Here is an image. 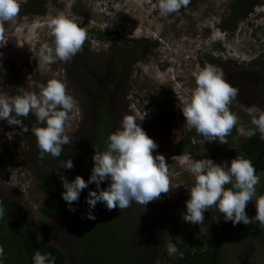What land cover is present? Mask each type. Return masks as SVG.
I'll list each match as a JSON object with an SVG mask.
<instances>
[{
  "label": "rangeland",
  "instance_id": "1",
  "mask_svg": "<svg viewBox=\"0 0 264 264\" xmlns=\"http://www.w3.org/2000/svg\"><path fill=\"white\" fill-rule=\"evenodd\" d=\"M230 1L190 0L178 13L164 17L158 10V0H46L38 13L24 10V5L31 0H20L18 16L4 25L7 42L0 46V94L11 95L9 89L13 72L21 77V89L36 94L40 92V85L50 79L65 82L67 92L77 102L78 109L66 124V132L73 138L70 145L63 146L66 151L73 150L81 157L87 151L94 152L98 125L91 124V117L84 110L87 103L80 86L76 79L68 76L66 67L71 66L70 62L58 61L49 65L34 57L40 47L51 40L47 28L51 17L63 14L86 31L84 47L89 49L86 70L98 76L100 82L104 80L102 77L109 68L113 52L124 50L132 58L124 87L114 99L116 125L111 122L113 128L120 126L125 114L135 116L137 123L145 126L156 119L165 104L172 106L175 123L169 136L170 148L160 154L168 163L172 185L180 186L167 195L161 194L145 208L133 202L122 212V221L132 228V238L128 240L130 247L136 244L141 234L149 231L158 212L165 210L166 216L173 217L154 239L146 264H166L161 255L167 251V243H172V239L181 241L188 235L199 239L209 217L218 211L215 208L205 211V220L201 225L183 219L185 201L189 198V190L184 185L190 186L194 180L180 158L191 154L194 159L206 157L217 164L227 162L234 158L228 155H240L239 145L246 139L236 133L227 138L228 144L202 143V137L187 127L180 108L195 87L192 72L197 66L212 64L222 69L227 82L242 88L230 105V110L239 117L238 127L248 129L251 125L244 110L246 107L257 105L264 110V95L261 96L264 79H256L253 75L260 73L264 76V0L242 21H236L229 10ZM106 23L110 27L103 29ZM99 34L105 39H97ZM138 44L147 45L150 52L144 54ZM242 75L246 78L243 87L236 84ZM144 113L146 115L140 121ZM8 133L13 134L12 139H8ZM189 133H193L191 143L198 149L173 151V145ZM1 140L6 142L11 157L3 155L0 149V190L14 197L19 211L31 219L32 231L63 251L66 264H82L75 240L81 226L84 190L79 195L74 212L47 219L39 210L44 194L33 175L37 168L49 169L71 181L80 175L79 166L72 161V169L60 168L58 164L61 162L50 155L40 159L39 150L35 151L24 132L3 120H0ZM216 153L226 154L227 158L212 157ZM76 159L81 163L82 159L77 155ZM237 240L225 247L229 264H264V251H260L261 247L264 248L263 244L254 243L252 250L244 245V235L242 238L239 235ZM236 246L240 248L233 252ZM256 249L258 252L255 253Z\"/></svg>",
  "mask_w": 264,
  "mask_h": 264
},
{
  "label": "clouds",
  "instance_id": "2",
  "mask_svg": "<svg viewBox=\"0 0 264 264\" xmlns=\"http://www.w3.org/2000/svg\"><path fill=\"white\" fill-rule=\"evenodd\" d=\"M189 2L158 0L157 6L160 14L167 17L178 13ZM19 12L20 0H0V46L7 42L4 25L14 21ZM107 27H110L109 23L103 29ZM47 28L51 40L40 47L38 55L34 56L36 60L49 65L58 61L67 63L82 51L87 33L72 19L59 14L47 21ZM192 76L195 87L190 90L180 111L187 127L202 137V143L228 144L227 137L234 128L239 135L251 138L258 132L264 139V110L257 105L244 109L253 127H238L239 117L230 110V105L238 96L239 89L224 79L222 69L212 64L197 66ZM19 93L0 94V120L27 132L29 129L24 119L30 114L34 115L35 124L31 132L36 138L40 159L46 155L60 157L63 146L73 142V138L66 132V124L71 114L78 110L77 102L68 94L65 82L50 79L40 85L39 94L23 89H19ZM7 136L12 139L13 134L8 133ZM157 147V143L137 123V118L125 114L120 120V126L109 134L106 150L95 149L87 181L80 175L71 181L60 175L64 188L61 197L69 211L76 210L72 205L78 202L81 191L89 183H95L97 189H89L86 197L90 209H94L98 202L103 203L108 211L117 208L126 210L133 202L145 208L149 202L159 199L161 194H169L180 185H172L165 157L158 152L153 156ZM180 160L194 180L192 185H184L189 190V198L185 201L186 212L182 213L186 222L201 225L205 220L204 212L215 208L223 214L226 222L231 221L234 226L258 222L264 227V195H257L256 191L264 173L257 175L251 160L236 156L230 161L217 164L206 157L194 159L191 154ZM58 167L72 169L74 165L69 158L59 163ZM103 181H108L106 188L100 187ZM250 201H255L256 212L253 217L246 213ZM85 216L87 219H95L92 211H88ZM4 217L5 209L0 202V219ZM166 249L170 257L183 256L171 242L167 243ZM4 255L5 249L0 245V259ZM32 259L33 264H55V258L50 253L41 254L36 251Z\"/></svg>",
  "mask_w": 264,
  "mask_h": 264
},
{
  "label": "trees",
  "instance_id": "3",
  "mask_svg": "<svg viewBox=\"0 0 264 264\" xmlns=\"http://www.w3.org/2000/svg\"><path fill=\"white\" fill-rule=\"evenodd\" d=\"M46 0H31L24 5L26 12L38 13ZM261 0H231L228 4L229 10L236 21L246 19ZM97 39H105V36L99 34ZM144 54L150 50L147 45L138 44ZM89 49L84 47L70 61L68 76L76 79L80 86V92L86 99L87 106L84 108L87 115L91 117L92 125H98V135H96L94 149L100 151L106 150L107 138L118 127L114 120V99L120 95L119 91L124 87L125 75L131 68L133 61L128 52L124 50L115 51L109 59V68L106 71L103 82H100L98 76L92 75L87 69L86 54ZM76 75V77H75ZM256 79H262L264 76L260 73L254 74ZM246 78L242 75L237 85H242ZM243 87V85H242ZM21 89V77L18 73H12L10 92L11 95H17ZM242 89V88H239ZM245 89V88H244ZM113 122L114 125H111ZM174 112L172 106L165 104L155 120L149 121L145 126H141L146 134L151 137L158 145L154 150L156 153H162L169 150V136L174 125ZM24 124L28 131L24 132L29 143L38 151L36 138L31 132V127L35 124L34 115L30 114L24 119ZM253 127L252 125L249 128ZM237 133L234 128L227 138H231ZM191 134L177 142L171 148L173 151L182 152L184 150L198 149L191 143ZM97 147V148H96ZM0 149L3 155L11 157L4 140L0 141ZM240 156L251 160L256 174L264 173V139L257 132L255 136L246 139L239 145ZM94 152L91 150L84 154H76L75 151H66L63 149L60 157L55 158L59 162L71 158L79 166L80 176L88 180L93 166ZM80 157L81 163L76 159ZM84 156L86 159H84ZM34 178L37 186L44 194L39 210L43 217L47 219L60 218L70 214L68 205L62 199L61 193L64 188L60 181V174L49 169H35ZM108 181L101 182L100 187L106 188ZM264 187V175H261L260 183L256 186ZM227 187H230L228 185ZM89 189L97 190L95 183H89L84 189L83 207L81 213V226L78 230L77 245L82 264H146L149 253L154 243V239L159 236L173 217L166 216L165 210L158 212L154 222L146 234H141L133 247L129 246L128 240L132 238V228L122 221V212L120 209L108 211L103 203L98 202L94 209H90L86 203ZM0 202L5 209L4 219H0V245L5 249V255L0 259V264H33V254L40 251L41 254L50 253L55 258V264H66V258L63 251L53 243L42 239L37 232L30 229L31 219L18 209V203L14 197L0 190ZM78 202H74L72 207L76 208ZM161 206V205H160ZM92 211L95 219H87L85 214ZM256 232L252 233L251 238L256 237L264 241V227L255 223ZM237 227L231 221H225L223 214L219 212L211 215L207 221L206 229L200 235L199 239H194L191 235L186 236L181 241L172 239L178 250L183 253L180 257H170L167 251L163 252L161 258L166 264H224L222 251L225 243L229 241ZM250 238V237H249ZM129 246V247H128Z\"/></svg>",
  "mask_w": 264,
  "mask_h": 264
},
{
  "label": "flooded vegetation",
  "instance_id": "4",
  "mask_svg": "<svg viewBox=\"0 0 264 264\" xmlns=\"http://www.w3.org/2000/svg\"><path fill=\"white\" fill-rule=\"evenodd\" d=\"M262 79H264V78L262 77ZM263 87L260 86L261 89ZM241 91H243V90H241ZM262 95H264V92L261 93V96ZM261 96H259V97H261ZM256 191H257V195H264V187L262 188L261 186H259V187L256 188ZM255 212H256L255 201L248 202L247 207H246L247 215L249 217H253L255 215ZM236 227H237V230L234 233L233 237L229 241H227L225 243L224 247H223L222 258H223L224 264H229L228 261H227L226 253H225L226 245L229 244V243H233V242L238 241L237 239H238L239 235L241 236V238L244 235V245L248 246L252 250H254V248H255L254 247V243H256V242H259V243L263 244V246H264V241L263 240H260V239H258L256 237L251 238V236H250L254 232L257 233L256 228L254 227V224L245 225L243 223H240V224H237ZM236 245H239V244H236ZM239 248L240 247H238V246L233 247V252H237L236 249H239ZM260 251H264V248L261 247ZM256 252H258L257 249L255 250V253ZM236 264H237V262H236Z\"/></svg>",
  "mask_w": 264,
  "mask_h": 264
},
{
  "label": "water",
  "instance_id": "5",
  "mask_svg": "<svg viewBox=\"0 0 264 264\" xmlns=\"http://www.w3.org/2000/svg\"><path fill=\"white\" fill-rule=\"evenodd\" d=\"M214 156H220V157H223L224 160L227 158L226 154L218 155V154L216 153V154H213V155H212V157H214ZM232 156H233L234 158L236 157V155H234V154H231L230 156L228 155V157H232ZM239 156H240V155H239ZM212 157H211V158H212Z\"/></svg>",
  "mask_w": 264,
  "mask_h": 264
}]
</instances>
